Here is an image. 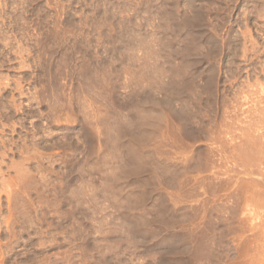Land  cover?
Returning a JSON list of instances; mask_svg holds the SVG:
<instances>
[{
    "label": "rangeland",
    "instance_id": "rangeland-1",
    "mask_svg": "<svg viewBox=\"0 0 264 264\" xmlns=\"http://www.w3.org/2000/svg\"><path fill=\"white\" fill-rule=\"evenodd\" d=\"M0 264H264V0H0Z\"/></svg>",
    "mask_w": 264,
    "mask_h": 264
}]
</instances>
